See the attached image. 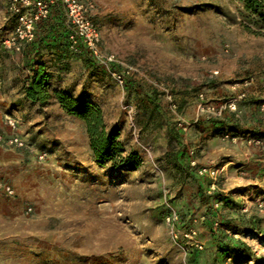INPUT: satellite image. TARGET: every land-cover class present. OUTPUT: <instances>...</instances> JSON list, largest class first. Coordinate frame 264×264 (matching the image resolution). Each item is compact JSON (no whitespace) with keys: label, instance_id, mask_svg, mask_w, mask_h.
<instances>
[{"label":"rangeland","instance_id":"rangeland-1","mask_svg":"<svg viewBox=\"0 0 264 264\" xmlns=\"http://www.w3.org/2000/svg\"><path fill=\"white\" fill-rule=\"evenodd\" d=\"M94 2L111 61L69 47L62 9L30 47L140 163L98 162L81 119L24 98L0 0V134L10 115L33 148L0 144V264H264V35L239 0Z\"/></svg>","mask_w":264,"mask_h":264},{"label":"built area","instance_id":"built-area-1","mask_svg":"<svg viewBox=\"0 0 264 264\" xmlns=\"http://www.w3.org/2000/svg\"><path fill=\"white\" fill-rule=\"evenodd\" d=\"M7 13L12 16V29L3 43L10 48L23 55L25 49L36 39L38 29L44 22L52 18L58 9H62L65 13V23L71 26L66 34V40L69 47L76 50L83 49L85 53L95 60L106 64L112 58L103 54L99 48L100 32L97 24L94 22L92 15L95 9L94 0H4ZM23 74L29 73V68L21 62L20 64ZM117 81L122 83L120 74H114ZM27 83V82H26ZM234 108V103H232ZM3 122L9 129L10 134L3 136L0 134V144L22 149H33L19 134L17 133L18 122L10 116L4 115ZM38 159L47 156L46 151L39 150L36 152ZM200 175H210L215 179V172L207 167H199ZM214 185L212 186V189ZM0 190L6 195L13 194L12 187L4 181H0ZM30 208H28L29 210ZM177 214L172 210L167 220H175ZM174 237H176L174 235Z\"/></svg>","mask_w":264,"mask_h":264},{"label":"trees","instance_id":"trees-1","mask_svg":"<svg viewBox=\"0 0 264 264\" xmlns=\"http://www.w3.org/2000/svg\"><path fill=\"white\" fill-rule=\"evenodd\" d=\"M239 1L242 4L243 11L252 22L251 24H245V28L252 34L264 35V0ZM59 10L53 16L54 18L59 15ZM54 20L59 21L57 18ZM49 27L47 26V29ZM63 30L66 39L68 31L65 27H63ZM42 38V36H39L36 44ZM33 53L34 50L30 45L23 52L27 57L24 65L29 68V73L27 75L23 74L24 98L31 103L43 106L54 96L68 114L81 119L85 123L89 145L98 162H116L119 168L137 167L140 163L137 152L130 151L122 154L123 149L118 140V131L116 129H106L100 108L90 101L74 97L69 90L52 88L50 72Z\"/></svg>","mask_w":264,"mask_h":264},{"label":"crops","instance_id":"crops-1","mask_svg":"<svg viewBox=\"0 0 264 264\" xmlns=\"http://www.w3.org/2000/svg\"><path fill=\"white\" fill-rule=\"evenodd\" d=\"M23 62V61H22ZM10 87V86H9ZM3 98H2V96L0 95V102H1V100H2Z\"/></svg>","mask_w":264,"mask_h":264}]
</instances>
